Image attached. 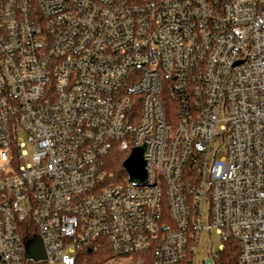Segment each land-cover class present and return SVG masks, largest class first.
<instances>
[{
  "label": "built area",
  "instance_id": "1",
  "mask_svg": "<svg viewBox=\"0 0 264 264\" xmlns=\"http://www.w3.org/2000/svg\"><path fill=\"white\" fill-rule=\"evenodd\" d=\"M143 144L147 182L103 186ZM213 230L211 264H264V0H0V264H209Z\"/></svg>",
  "mask_w": 264,
  "mask_h": 264
},
{
  "label": "trees",
  "instance_id": "2",
  "mask_svg": "<svg viewBox=\"0 0 264 264\" xmlns=\"http://www.w3.org/2000/svg\"><path fill=\"white\" fill-rule=\"evenodd\" d=\"M127 153L118 150L110 151L105 156L104 170L106 176L102 185H125L128 183V173L123 167V162ZM24 234L33 236L37 234L35 229L24 226ZM238 256V247L233 241H228L225 250L221 254V263L232 264ZM117 258L112 253L108 245L100 247L98 250L87 248L80 254L81 264H105Z\"/></svg>",
  "mask_w": 264,
  "mask_h": 264
},
{
  "label": "water",
  "instance_id": "3",
  "mask_svg": "<svg viewBox=\"0 0 264 264\" xmlns=\"http://www.w3.org/2000/svg\"><path fill=\"white\" fill-rule=\"evenodd\" d=\"M146 146L135 147L130 155L124 160L123 167L128 173L129 182L132 184L143 185L147 182V169L145 160ZM26 257L35 261L45 260L46 251L44 244L39 236L27 239Z\"/></svg>",
  "mask_w": 264,
  "mask_h": 264
},
{
  "label": "rangeland",
  "instance_id": "4",
  "mask_svg": "<svg viewBox=\"0 0 264 264\" xmlns=\"http://www.w3.org/2000/svg\"><path fill=\"white\" fill-rule=\"evenodd\" d=\"M19 137L21 140L26 142V150L29 153L28 159H30V156L34 152L33 147L30 143H28V138H27L26 134L22 133L19 135ZM209 210H210L209 203L207 201H204L203 208H202L203 222L204 223H207V219L209 216ZM220 245H222V239H221V236L215 230H213L211 232V234L203 231L200 235V241L198 243L197 262L204 260L205 262L211 264L212 263L211 256L209 255L208 250L211 247H213L215 249V251H219ZM123 259L126 261H129V262H125V261L119 259V260H117L116 264H131L133 261V257H125Z\"/></svg>",
  "mask_w": 264,
  "mask_h": 264
}]
</instances>
